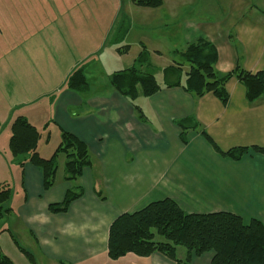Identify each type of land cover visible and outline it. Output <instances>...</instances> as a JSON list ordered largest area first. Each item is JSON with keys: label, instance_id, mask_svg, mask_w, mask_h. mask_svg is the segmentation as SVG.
Instances as JSON below:
<instances>
[{"label": "crops", "instance_id": "1", "mask_svg": "<svg viewBox=\"0 0 264 264\" xmlns=\"http://www.w3.org/2000/svg\"><path fill=\"white\" fill-rule=\"evenodd\" d=\"M217 7V14L211 15L190 11L188 0H163L158 9H141L157 12L155 17L164 10V27H181L179 37L185 48L199 39L213 44L219 74L237 68L250 74L262 71L264 0L256 5L230 0ZM129 21L125 27L131 29ZM116 25L117 21L111 25L109 36L121 27ZM160 28L152 31L156 45L163 41ZM141 44L148 48L141 38L128 66ZM125 46L129 49L124 54L113 47L107 61L128 60L131 46ZM153 53L160 54L158 50ZM102 75L87 77L88 89L83 93L61 88L47 118V125L58 134L55 140L60 142L61 131H65L87 148L91 164L75 182L64 180L65 157L60 154L53 186L44 191L41 171L26 158H14L10 153V120L8 141L2 143L0 152V189L8 188L10 181L8 189L18 195L11 196V212L0 222V255L13 264H30L20 247L33 256L35 264H175L157 253L147 258L128 254L116 261L107 256L113 221L164 199L174 201L187 214L226 212L246 224L255 219L264 225V154L250 150L264 145V98L248 102L245 88L234 78L225 85V105L212 94L197 98L181 88H166L156 79L161 90L134 102L143 114L142 122L132 103L110 86V76L103 79ZM189 118L218 151L197 130L186 132V145L180 142L176 123ZM39 131L42 138L37 152L47 159L54 153L46 149L53 132ZM231 149L248 151L237 161L220 154ZM74 187L81 188L82 196L65 213H50L49 205L61 203ZM184 256L179 251L178 258ZM211 259V253L204 254L193 257L191 264H211Z\"/></svg>", "mask_w": 264, "mask_h": 264}, {"label": "trees", "instance_id": "2", "mask_svg": "<svg viewBox=\"0 0 264 264\" xmlns=\"http://www.w3.org/2000/svg\"><path fill=\"white\" fill-rule=\"evenodd\" d=\"M129 1L137 8L151 10L158 9L163 4V0ZM127 23L128 20L124 18L121 27L116 30L115 37L120 35L121 38L124 37L123 34L128 31L125 27ZM140 47L141 50L132 66L114 72L109 77V84L115 92L132 103L138 120L145 122L141 110L134 102L139 96L148 98L155 95L161 87L149 62V51L142 44ZM128 49V46H124L116 48V52L124 54ZM172 54L179 57L180 63H174L162 70L163 84L166 88H181L197 98L212 94L225 105L228 101L225 85L234 78L245 88L248 102L264 98V68L256 74L247 73L239 68L228 74H219L215 69L217 51L214 45L205 39H199L189 44L184 51H174ZM65 89L75 93H83L88 89L83 69L77 67L69 74ZM176 125L180 129L179 139L183 145L187 144L186 132L197 130L218 151L208 135L199 129L194 119L181 120ZM41 138V132L25 118L17 117L12 122L9 137L10 153L14 158H26L30 165L41 171L44 191L53 186L58 155L62 154L65 157L66 182H75L90 166L85 144L73 135L61 131L60 142L52 156L47 159L42 158L37 152ZM47 139L48 135L46 141ZM250 150L264 154V145ZM247 151L248 149H231L220 154L224 158L237 161ZM11 194V190L6 187L0 189V222L11 212V208L8 207ZM81 196V188L74 187L65 193L61 203L49 205L48 211L52 214H63L71 203ZM180 249L184 251L183 259L178 258ZM19 250L30 264H35L29 252L20 247ZM155 253L175 264H191L193 257L209 253L212 254L211 264H264V225L255 219L246 224L239 216L226 212L187 214L170 199L152 202L134 213L120 215L110 225L107 244V256L110 260L116 261L128 254L147 258ZM0 264L13 263L4 255H0Z\"/></svg>", "mask_w": 264, "mask_h": 264}, {"label": "rangeland", "instance_id": "3", "mask_svg": "<svg viewBox=\"0 0 264 264\" xmlns=\"http://www.w3.org/2000/svg\"><path fill=\"white\" fill-rule=\"evenodd\" d=\"M188 1L190 11L216 15L217 4L225 5L230 0ZM156 13L137 8L129 0H0V152L2 143L8 141L9 122L17 117L25 118L39 130L43 128V133L52 131V141L46 149L54 152L58 134L47 125V118L71 70L79 67L89 79L102 73L105 79L130 68L128 64L141 38L151 53L149 62L155 78L162 83V70L180 63L171 52H182L186 45L179 37L181 27L166 30L164 10L157 17ZM124 18L131 20L132 28L122 38L115 37V33L109 36L111 25L117 21L119 26ZM155 28L162 33L159 45L153 41ZM125 45L131 46L128 60L107 61L113 47ZM8 186L12 187L10 181ZM11 195L18 194L12 191Z\"/></svg>", "mask_w": 264, "mask_h": 264}]
</instances>
